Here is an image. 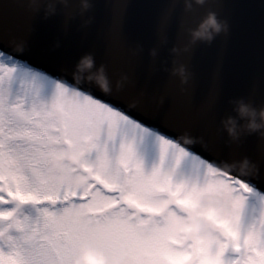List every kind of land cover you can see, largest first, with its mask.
<instances>
[{
	"label": "snow or ice",
	"instance_id": "6c2138e0",
	"mask_svg": "<svg viewBox=\"0 0 264 264\" xmlns=\"http://www.w3.org/2000/svg\"><path fill=\"white\" fill-rule=\"evenodd\" d=\"M19 2L0 0V264H46L48 256L71 264L83 239L119 264H264V136L249 144L251 134H244L233 146L209 133L186 144L179 140L185 121L174 104L129 103L120 92L97 95L73 87L61 65L42 67L24 52L9 51L12 28L4 5ZM122 20L118 8L109 30L114 48L122 43ZM169 22V15L161 17L162 31ZM189 23L183 15L178 34ZM219 104L213 80L201 111ZM137 112L176 130L174 136L157 131L159 161L150 170L136 146L149 132ZM97 128L108 131L96 136ZM61 150L82 152L81 168L67 166L64 180L54 182L48 161ZM185 159L192 161L187 174L181 170ZM168 169L181 174L167 175ZM77 171L91 173L83 186L74 183ZM206 192L221 198L219 207L201 213L207 231L192 235L173 226L169 217L195 206ZM252 194L260 207L245 223Z\"/></svg>",
	"mask_w": 264,
	"mask_h": 264
},
{
	"label": "water",
	"instance_id": "95a60500",
	"mask_svg": "<svg viewBox=\"0 0 264 264\" xmlns=\"http://www.w3.org/2000/svg\"><path fill=\"white\" fill-rule=\"evenodd\" d=\"M209 7L227 20L229 30L218 34L210 44L197 42L188 52H172L174 45L182 47L186 29L195 27ZM118 8H123L122 43L114 48L109 30ZM4 14L12 28L9 51L15 50V42L23 40L27 45L25 59L46 68L61 65L70 80L78 59L90 52L95 65L82 74L84 77L101 64L113 82L126 74L124 89L117 91L113 84L107 94L120 92L127 99L140 98L142 103L152 105L163 100L165 108L174 104L185 121L180 136L188 139L196 141L201 135L214 133L234 146L245 137L242 133L233 140L223 130L221 121L236 115L230 100L244 97L257 108L264 105V0H208L192 12L184 11L183 0L175 5L167 0H93V8L82 14L77 0H68L66 7L61 6L56 15L47 18L42 8L35 11L19 2L5 4ZM166 14L170 22L162 31L160 20ZM183 15L190 18V23L183 34H178ZM88 20L90 23H86ZM164 35L167 43L161 42ZM152 48L157 50L155 56L150 55ZM174 64L187 67V84L182 85L179 76L172 74ZM213 80L219 84L220 104L213 111L202 112L201 103ZM81 86L97 95L105 94L87 79ZM136 115L168 136L176 134L158 119L139 112ZM259 136L253 133L246 139L252 144Z\"/></svg>",
	"mask_w": 264,
	"mask_h": 264
},
{
	"label": "clouds",
	"instance_id": "9594fccd",
	"mask_svg": "<svg viewBox=\"0 0 264 264\" xmlns=\"http://www.w3.org/2000/svg\"><path fill=\"white\" fill-rule=\"evenodd\" d=\"M20 3H24L35 11H40L42 8L43 14L47 18L56 15L61 6L66 7L68 0H20ZM77 3L81 14L93 8V0H77ZM207 3L208 0H183V9L185 12H192L194 7H202ZM86 23H90V20L86 21ZM228 30L229 25L227 20L219 18L217 13L209 7L195 27L186 29L187 39L182 47L174 45L171 51L174 53L180 51L188 52L197 42L210 44L218 34L227 32ZM161 42L167 43L166 35L162 36ZM26 46V42L23 40L17 41L14 44L15 50L19 52H24ZM156 54V48L150 49V55L155 56ZM94 65L95 58L92 53H85L81 56L72 71V86H81V81L87 79L105 94L109 93L110 86L113 84L117 91L124 89L125 83L128 80L127 75L121 74L113 82L103 64L99 65L95 72H89V75L84 77L82 74L93 69ZM172 74L179 76L182 85L187 84L190 78V73L184 64H174ZM135 102V97L129 99V103ZM230 103H232L233 111L236 115H228L221 121L223 130L230 139H237L242 133H255L264 136V105L257 108L244 97L232 99ZM240 121H243V123H240ZM107 131L108 129L97 128L93 134L99 136L102 132ZM179 140L186 144L194 142V140L188 139L184 134L179 137ZM82 155V152L71 150H61L54 154L48 161V166L53 170L51 180L54 182L63 181V172L67 166L80 169ZM224 166L229 167L230 165L226 163ZM165 174L178 176L181 173L179 169H168ZM90 176L91 173L77 171L74 183L78 186H83L90 179ZM220 201L221 198L216 193L206 192L200 197L195 206L189 208L186 212L171 216L169 219L173 226L182 230H189L192 235H201L209 227L208 221L201 213L206 209L219 207ZM167 203L168 201L166 200L159 201L158 206H164ZM46 264H59V261L52 256H48L46 257ZM71 264H119V259L115 255L106 253L94 241L83 239L77 246Z\"/></svg>",
	"mask_w": 264,
	"mask_h": 264
},
{
	"label": "rangeland",
	"instance_id": "374dc122",
	"mask_svg": "<svg viewBox=\"0 0 264 264\" xmlns=\"http://www.w3.org/2000/svg\"><path fill=\"white\" fill-rule=\"evenodd\" d=\"M45 96H50L51 90L49 87L45 89ZM155 131L149 129L148 133H145L142 138L137 137L136 146L138 154L143 158L146 170H150L154 163L159 161V142L156 138ZM192 169V161L190 159H185L182 161L181 170L186 174L189 173ZM260 207L259 197L256 194L249 196L247 207L244 213V222L248 223L252 216L254 215V209ZM25 211L29 212L32 215H35L34 209L30 206H25Z\"/></svg>",
	"mask_w": 264,
	"mask_h": 264
}]
</instances>
